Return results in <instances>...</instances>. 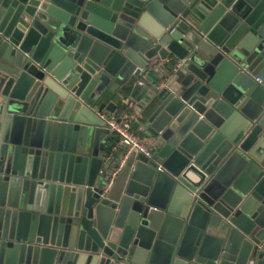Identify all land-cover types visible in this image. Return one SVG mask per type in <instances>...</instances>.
Listing matches in <instances>:
<instances>
[{"label":"water","instance_id":"water-1","mask_svg":"<svg viewBox=\"0 0 264 264\" xmlns=\"http://www.w3.org/2000/svg\"><path fill=\"white\" fill-rule=\"evenodd\" d=\"M113 94L150 153L106 187ZM250 258L264 264V0H0V264Z\"/></svg>","mask_w":264,"mask_h":264},{"label":"built area","instance_id":"built-area-1","mask_svg":"<svg viewBox=\"0 0 264 264\" xmlns=\"http://www.w3.org/2000/svg\"><path fill=\"white\" fill-rule=\"evenodd\" d=\"M125 119L126 120H123L122 118V121L119 123H117L113 119L109 121L110 130H113L115 132L119 142H121L124 145L125 149H124V153L119 159L118 164L114 167L111 174L109 175V178L106 182V187H109L113 183L116 174L118 173L125 159L130 153L138 152L145 155H148L150 153L148 145L144 141V139L141 138L129 127L128 117H125ZM247 264H254V259L250 258Z\"/></svg>","mask_w":264,"mask_h":264},{"label":"crops","instance_id":"crops-1","mask_svg":"<svg viewBox=\"0 0 264 264\" xmlns=\"http://www.w3.org/2000/svg\"><path fill=\"white\" fill-rule=\"evenodd\" d=\"M120 91V90H119ZM119 94V93H118ZM111 100H114V102L116 103V105H117V112L119 113V114H121L122 115V118H123V120H126L125 119V117H128V119H129V121H128V123H129V127L136 133V134H138L141 138H146L145 136H141V133L138 131V125L135 123V122H133L131 119H130V116H131V114L133 115V114H135V107L133 106V109H126V108H124V105L120 102V99H119V97H118V95L117 94H113V95H111V97H109ZM132 112V113H131ZM143 138V139H144ZM113 147H112V152L113 153H118L119 155H120V157L122 156V154L124 153V145L121 143V142H119V140H117L116 142H114L113 144ZM135 153V155H136V157H141L142 156V154L141 153H138V152H132V153H130L128 156H127V158L130 156V155H132V154H134ZM126 158V159H127ZM125 159V160H126ZM125 162V161H124ZM117 178V177H116ZM116 178L114 179V183H115V181H116Z\"/></svg>","mask_w":264,"mask_h":264}]
</instances>
